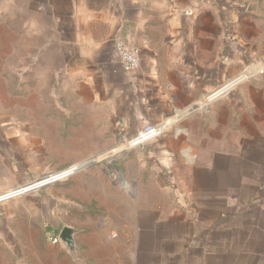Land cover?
Returning <instances> with one entry per match:
<instances>
[{
  "label": "rangeland",
  "instance_id": "1",
  "mask_svg": "<svg viewBox=\"0 0 264 264\" xmlns=\"http://www.w3.org/2000/svg\"><path fill=\"white\" fill-rule=\"evenodd\" d=\"M50 1L57 0H0V135L14 136V153L9 156L13 163L0 165V194L31 183L36 188L44 178L48 184L0 203V262L35 264L45 259L49 248L60 246L53 242L55 236L49 239L58 236L64 225L85 232L110 228V232L159 234L157 241L143 236V246L190 244L201 249L203 242L211 245L214 210L220 209L201 207L212 204L214 198L213 193L204 197L201 192L205 179L201 152L209 162L222 164L231 144L224 129L222 137L215 129L213 111L208 112L211 107H253L255 119L259 118L264 108V69L221 98L205 101L264 61V0H199V14L194 10L197 0H140L143 18L152 27L151 40L164 59L177 61L187 55L176 43L172 46L170 25L207 27L201 31V49L190 51L189 65L179 73L181 107H171L170 119L161 126V136L172 135L177 127L187 137L189 154L197 157L189 164L180 161L177 169L183 173L179 175H170L146 155L141 149L144 144L129 147L133 138L117 131L110 107L75 104L71 82L65 78L57 19L46 14ZM236 8L238 12L233 13ZM220 49L223 61L238 57L248 63L238 67L231 79L211 80V89L202 85V79L200 85L193 83L199 72L195 73L193 64L196 57L212 69ZM235 130L237 165L244 175L245 146L239 143L244 137L242 129ZM92 163L96 164L75 172ZM70 174L74 175L56 181ZM171 232L175 239L168 235ZM181 233L188 235H176Z\"/></svg>",
  "mask_w": 264,
  "mask_h": 264
},
{
  "label": "crops",
  "instance_id": "2",
  "mask_svg": "<svg viewBox=\"0 0 264 264\" xmlns=\"http://www.w3.org/2000/svg\"><path fill=\"white\" fill-rule=\"evenodd\" d=\"M49 3L46 14L57 19L56 32L67 74L65 78L71 82V98L75 104L85 107H110V119L116 124L117 131L124 137L133 138L131 146L129 143L127 145L139 146L135 137L146 126L161 128L171 117V107L174 110L181 107L182 98L177 91L183 85L178 83L179 73L189 65L190 51L201 49V31H206L207 27H201V23H179L168 27L172 46L176 43V48L185 50L184 55L187 54L174 61L171 57L164 59L153 44L149 34L152 27L143 18L140 0H57L54 4L51 1ZM200 8L201 2L197 0L194 4L197 14ZM235 12H238L237 8L233 9ZM217 37L215 34L213 40ZM117 41L140 49L138 69L130 73L123 70L115 52ZM221 52L220 49L212 69L206 67L204 60L199 61L196 57L197 62L193 63L195 73H201L194 75L193 83L196 81L200 85L202 79V85L211 89L216 80L233 78L238 67L248 63L246 59L238 57L223 61ZM263 69L264 61L211 94L205 102L211 103L221 98L237 84ZM176 93L180 98L177 102L174 100ZM211 111L215 129H224L231 144L222 164L209 162V157L201 152V177L205 178L201 192L205 193L204 197H209L207 192L214 196L212 204L203 203L201 207L220 209L214 210L213 243L203 242L201 249L190 244L187 247L168 246L169 243L165 247H156V244L143 246V236H147L150 241H157L159 234L130 230L110 232V228L85 232L70 225L81 230L76 236L81 259L79 264H264V108L257 119L253 107H211L208 113ZM237 127L242 129L244 137V140L241 137L239 139V143L243 142L245 146L244 175L237 165ZM171 134L144 143L141 149L152 160L159 161L170 175H179L183 173L177 169L180 161L189 164L197 157L189 154L185 146L187 137L182 136L177 127ZM13 137L0 135L2 166L13 163L10 158L14 153ZM217 151H221V148ZM216 153L215 156L218 155ZM255 156L259 161L255 162ZM46 181L44 178L43 182H38L36 188L31 183L19 189L27 193L48 185ZM184 190L187 191L186 188ZM12 191L1 193L0 196ZM168 235L175 239L174 233ZM176 235L184 237L188 234ZM47 252L45 259H39L35 264H78L61 246H52Z\"/></svg>",
  "mask_w": 264,
  "mask_h": 264
},
{
  "label": "built area",
  "instance_id": "3",
  "mask_svg": "<svg viewBox=\"0 0 264 264\" xmlns=\"http://www.w3.org/2000/svg\"><path fill=\"white\" fill-rule=\"evenodd\" d=\"M115 52L116 55L122 65V68L125 72L130 73L135 71L140 66V49L133 45H128L122 41H117L115 43ZM163 134L162 128L157 126H146L143 131H141L135 139L137 140L138 144H144L149 141H152ZM71 175V174H70ZM69 175H66L56 181L62 180L67 178ZM53 181V182H56ZM40 188V187H39ZM26 192L22 191L21 189L14 190L8 194L0 196V203L4 201H8L10 199L19 197L24 195ZM53 242L55 244L58 243V238L55 236L53 238Z\"/></svg>",
  "mask_w": 264,
  "mask_h": 264
},
{
  "label": "water",
  "instance_id": "4",
  "mask_svg": "<svg viewBox=\"0 0 264 264\" xmlns=\"http://www.w3.org/2000/svg\"><path fill=\"white\" fill-rule=\"evenodd\" d=\"M95 164L94 163L89 164L87 166L82 167L78 171L76 170L75 172L78 173L81 170L93 167ZM76 173H74V174H76ZM74 174L69 175L68 177H71ZM80 232H81V230H79L73 226L64 225L62 227V229L60 230L58 236H57L59 245L73 259V261L75 263H78V264L81 263V259L79 257V247L77 245L76 236Z\"/></svg>",
  "mask_w": 264,
  "mask_h": 264
}]
</instances>
